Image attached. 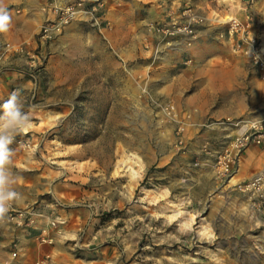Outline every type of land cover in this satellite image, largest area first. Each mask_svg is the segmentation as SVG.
Segmentation results:
<instances>
[{"label": "rangeland", "instance_id": "374dc122", "mask_svg": "<svg viewBox=\"0 0 264 264\" xmlns=\"http://www.w3.org/2000/svg\"><path fill=\"white\" fill-rule=\"evenodd\" d=\"M113 1L108 0L109 9ZM131 1L150 5L159 0ZM255 1L187 0L203 13L200 30L206 37L191 51L188 66L153 61L145 42L132 55L115 50L112 33L114 38L120 36L119 27L127 25L128 12L138 10L126 4L116 19L117 31L111 21L105 32L72 23L66 29L78 28L67 45L64 38L58 41L61 51L56 57L48 54V44L39 55L35 79L20 71L32 81V99L25 104L32 123L10 146L13 171L48 173L55 185L82 183L88 193L82 201L90 210L84 227L71 229L77 233L67 236L63 226L57 234L49 230L65 245L67 254L77 259L114 256L118 264H264V220L255 226V219L240 212L241 197L235 194L225 202L212 199L214 184L207 177L197 183L182 180L183 170L197 157L204 140L218 148L225 135H234L231 129H205L204 121L264 120V80L250 71L245 57L231 50L228 37L220 36L230 19L244 23L249 15L251 34L263 49L264 0L256 1L258 9L253 8ZM5 4L13 25L20 18L19 4L15 0ZM236 4L245 9V16ZM20 46L1 43L0 68L7 54H19L13 50ZM167 98L204 113L199 129L186 131L185 149L180 151L175 147L176 136L157 126L148 107V99ZM135 163L142 165V176L132 189L127 166ZM244 163L242 157L240 167ZM263 166L264 156L253 153L248 159L250 174L238 181L250 179ZM191 171L196 172L193 167ZM67 189L63 186L62 192ZM169 200L193 215L190 224L181 225L167 215ZM59 202V208L66 204ZM202 225L208 234H201Z\"/></svg>", "mask_w": 264, "mask_h": 264}, {"label": "built area", "instance_id": "2783aa9c", "mask_svg": "<svg viewBox=\"0 0 264 264\" xmlns=\"http://www.w3.org/2000/svg\"><path fill=\"white\" fill-rule=\"evenodd\" d=\"M107 2L108 0H48L43 9L49 14L37 34L39 44L46 47L72 23H83L85 26L98 31L105 27L110 29V23L105 19ZM250 20L249 15L245 16L244 23L234 18L230 19L227 31L220 36L222 38L228 37L231 50L235 54L245 57L250 71L264 80V54L261 43L251 34ZM204 21L203 15L187 5L179 15L170 17L168 21L149 23L147 27L158 37V41L154 47L150 42L145 41L144 48L146 50L152 48L150 56L153 61L169 59L170 63L181 62L188 66L191 64V51L201 39L200 27ZM103 23L105 25H102ZM6 48L10 49L9 45ZM13 51L21 53L24 49L20 46ZM39 59L38 53L32 52L26 63V68L23 69V72L29 74L31 79H35L33 73ZM36 84H33L35 88L37 87ZM148 105L157 126L162 131H172V134L176 136L175 147L177 150L185 149L183 137L186 131L199 129V122L194 119L195 115L199 114V109L196 107L186 109L171 98L162 101L148 99ZM202 126L205 129L220 128L224 131L231 129L230 131H233L234 135L232 133L225 135L223 144L218 148L213 146L209 139L204 140L197 157L188 169L183 170L182 180L197 183L202 177L209 178L214 184L212 199L225 202L230 200L233 194L241 197L240 212L255 219V226L258 227L259 222L264 220V166L246 181L231 184V180L239 171L240 161L248 147L252 146L259 149L264 156V120L251 125L242 133L237 132L239 122L230 117L216 120L207 119L202 123ZM233 127H236V130H232ZM18 143L28 149L30 148L29 143L25 140H20ZM192 167L195 168V173H192ZM53 203L56 206L60 205L57 199H54ZM34 213L32 206L18 210L13 205L7 214L8 218L0 221V238L4 229L10 225L21 228L28 226ZM65 222L62 217L54 215L49 220V227L57 234L59 233L58 229ZM35 240L42 245L53 242L48 230L45 229L40 231ZM20 251L17 244H14L11 257L16 258ZM49 260L50 255L46 254L29 264H49Z\"/></svg>", "mask_w": 264, "mask_h": 264}, {"label": "crops", "instance_id": "0c3cea01", "mask_svg": "<svg viewBox=\"0 0 264 264\" xmlns=\"http://www.w3.org/2000/svg\"><path fill=\"white\" fill-rule=\"evenodd\" d=\"M186 1L187 0H177L176 4H170V1L168 0H159L147 5L145 3L131 0H114L111 3L112 9H109V6L107 5L105 18L109 23L110 21L113 22V25L114 23L116 24L118 15L122 14L124 9L128 7L126 4L132 8H138V10L133 14L128 12V15H130L127 16V25L125 24L123 28L119 27L121 33L120 36L114 38L115 32L112 33L111 40L113 41V47L119 53L127 55H132L138 45H141L145 41L150 42L152 47H154L158 41V37L154 35L153 32L149 31L147 27L148 24L168 21L170 17L179 15V13L188 5V2ZM256 1L254 2L253 8L258 9L259 6ZM17 2L19 4L17 12L20 13V18L17 23L10 25L7 32L0 33V48L1 43L6 41L7 43L22 45L24 51L19 54L9 53L2 60L0 68V104H2L13 91L21 93L25 100V104L27 101H31V90L33 89L32 81L22 75L20 71L26 68V63L32 52L41 55L45 49L43 45L39 44L37 34L46 16L49 14L48 11L43 9V7L47 5L48 0H15V3ZM172 2L175 3V1ZM189 6L193 7L199 14H203L197 6H194L193 4ZM225 6L226 11L227 9H230L229 5L226 4ZM234 6L238 7V4ZM238 8L243 11L241 15L245 16V9L242 8V6ZM102 25H105V23ZM117 27L116 24V29L114 31H117ZM77 28L72 26L71 28H65L62 37L60 35L57 39L48 44V49H50L48 54L55 55L56 57L61 49V44L59 47L58 41L64 38L66 40L64 42L67 45V39ZM135 28L136 30H133ZM106 29V27L102 28L99 32H105ZM201 32V39L193 50L201 45L202 40L206 39L204 36L205 31L203 30ZM151 49L152 48L147 50L149 54H151ZM66 51L68 52V50ZM82 54L86 55L84 52ZM167 62H170L169 59H167ZM170 64L172 63H169L168 65ZM203 118V112L196 114L194 117L197 122H201ZM255 152L262 154L259 149L252 146L246 149L243 154V159L245 160L244 166L239 168V171L234 178L243 179V177L250 174L248 169V159ZM13 164H15V161H13ZM15 173L22 177V180L16 185V188L23 194L24 200L21 204H14V207L21 210L32 206L35 213L31 217V223L25 228L10 225L4 229L0 238V264H23V261L30 260V262L26 263L29 264L46 254L50 255L49 264H118V260L115 259L114 256L107 257L102 254H98L89 259H77L73 255L67 254L68 252L65 245L59 243V239H57L55 234L49 231V220L54 215H58L66 221L63 225V228L65 229L63 234L65 236H67L66 233L75 235L77 232L71 231V229L75 228L78 231V226L84 227V224L87 223L90 210L82 201L88 198V193H86L82 183L81 185H77L71 182H65L61 185H55L50 179L48 173H32L19 170ZM63 186H68L67 193L62 192ZM54 199H57L58 201L64 200L66 204H62L61 206L63 208H59V205L56 206L53 203ZM44 229L48 230L50 237H52L54 241V245L38 244L35 240L40 231ZM14 244H17L21 250L16 256V260L10 258Z\"/></svg>", "mask_w": 264, "mask_h": 264}, {"label": "clouds", "instance_id": "9594fccd", "mask_svg": "<svg viewBox=\"0 0 264 264\" xmlns=\"http://www.w3.org/2000/svg\"><path fill=\"white\" fill-rule=\"evenodd\" d=\"M11 16L5 4L0 0V33L9 30ZM30 113L25 111V100L21 93L13 91L0 104V221L7 219V214L14 204L23 203L24 197L16 188L22 180L13 171L14 151L10 147L16 136L26 132L31 126Z\"/></svg>", "mask_w": 264, "mask_h": 264}, {"label": "bare ground", "instance_id": "6f19581e", "mask_svg": "<svg viewBox=\"0 0 264 264\" xmlns=\"http://www.w3.org/2000/svg\"><path fill=\"white\" fill-rule=\"evenodd\" d=\"M264 51V48L262 49V52ZM262 120V118L253 119L249 121H241L239 122L238 126V133H242L244 130H246L251 125H254L256 123H259ZM28 131H26L27 133ZM140 160V159H139ZM127 169L129 171V181L131 182V188H134V184L139 182L141 180L142 176V165L135 163L134 165H128ZM239 179H236L233 177L232 183L237 184ZM169 206L171 208L170 212L167 213L169 217H175L179 220L181 225H188L193 220V215L189 212L183 210L178 204L173 201H168ZM202 222L205 221L204 218L201 219ZM201 234H208L209 230L207 229V226H201L200 230Z\"/></svg>", "mask_w": 264, "mask_h": 264}]
</instances>
